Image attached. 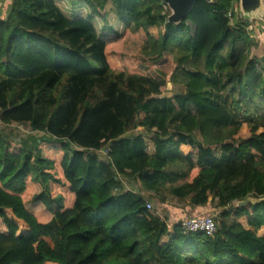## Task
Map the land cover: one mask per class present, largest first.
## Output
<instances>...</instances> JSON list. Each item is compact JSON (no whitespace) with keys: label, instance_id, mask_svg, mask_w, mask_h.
<instances>
[{"label":"trees","instance_id":"trees-1","mask_svg":"<svg viewBox=\"0 0 264 264\" xmlns=\"http://www.w3.org/2000/svg\"><path fill=\"white\" fill-rule=\"evenodd\" d=\"M167 16L161 0L9 1L0 124L32 134L0 133V264H264V22L238 0ZM167 81L184 93L160 98ZM121 179L215 203L197 217L216 231L182 235Z\"/></svg>","mask_w":264,"mask_h":264},{"label":"rangeland","instance_id":"rangeland-1","mask_svg":"<svg viewBox=\"0 0 264 264\" xmlns=\"http://www.w3.org/2000/svg\"><path fill=\"white\" fill-rule=\"evenodd\" d=\"M262 3L264 6V0H262ZM257 23L258 22H255L256 26H257ZM110 26L111 27L113 26L112 23ZM256 26L254 27L256 28ZM114 28H115V32L117 33L123 32V29L121 26H115ZM253 36L256 40H260L261 43H264V33L260 34V33H257V31L255 30L253 33ZM140 61H142V63L145 62L143 58H140ZM140 71L144 76L157 77L156 74L158 73V68L148 69L146 65H143ZM168 84L169 86L167 87ZM183 93H184V89L181 85L177 83L171 84L170 82L167 81L165 87L161 89L160 98H170L173 95H176V94L179 95ZM0 133L5 138H11V139L12 138H15V139L26 138L32 134L28 127H21V126H16V125L5 127L1 124H0ZM137 134L139 133L137 131H134L130 134V137L136 136ZM194 137H195L194 139H197L196 135H194ZM120 183H121V189L123 192L130 191V192L138 193L142 197H144L146 202L150 203L152 206V210L150 212H153L155 216L164 220L166 225H168V227L170 228L175 224V222L179 223L181 219L183 220L185 218L184 216L188 209H192L188 205L187 200L180 201L171 196H166L165 203L160 204L158 202L159 201L158 198L151 193L143 191L140 187L139 182L135 179H121ZM208 201H210V198L208 199ZM201 211L203 212V214H208V215H213V216H217L219 212L218 209L215 207V203L213 204L208 203L207 206L201 209ZM182 215L183 217L181 218ZM164 242L165 240H162V243Z\"/></svg>","mask_w":264,"mask_h":264},{"label":"water","instance_id":"water-1","mask_svg":"<svg viewBox=\"0 0 264 264\" xmlns=\"http://www.w3.org/2000/svg\"><path fill=\"white\" fill-rule=\"evenodd\" d=\"M167 7V23L170 25H179L189 15L196 1L198 0H161ZM211 4L212 0H202ZM238 11L241 19L249 26L252 22H264V6L262 0H238ZM169 84L167 85V87ZM260 200L247 199L237 203V207L246 205H255Z\"/></svg>","mask_w":264,"mask_h":264},{"label":"built area","instance_id":"built-area-1","mask_svg":"<svg viewBox=\"0 0 264 264\" xmlns=\"http://www.w3.org/2000/svg\"><path fill=\"white\" fill-rule=\"evenodd\" d=\"M164 10L165 11L167 10V7L165 5H164ZM108 153H109V148L105 147L102 150L94 152L93 154L96 155L99 161H103L107 157ZM145 209L147 211H151L152 210L151 204L146 202ZM178 226L180 232L184 236L191 234H198V233H202L206 236H211L216 231V224L213 216L184 218L178 223Z\"/></svg>","mask_w":264,"mask_h":264},{"label":"crops","instance_id":"crops-1","mask_svg":"<svg viewBox=\"0 0 264 264\" xmlns=\"http://www.w3.org/2000/svg\"><path fill=\"white\" fill-rule=\"evenodd\" d=\"M3 4L1 5L0 7V19H3L4 18V15H5V12H6V9H7V6H8V3L10 0H3ZM199 214H203V212L201 210H192V209H188L186 214H185V218H189V216H192V217H197V215ZM183 217V215L181 216V218ZM182 220V219H181ZM180 222V221H179ZM178 223V222H175V224Z\"/></svg>","mask_w":264,"mask_h":264}]
</instances>
